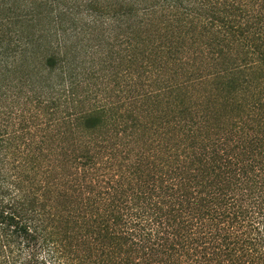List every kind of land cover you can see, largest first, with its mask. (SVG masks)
<instances>
[{
	"label": "trees",
	"instance_id": "trees-1",
	"mask_svg": "<svg viewBox=\"0 0 264 264\" xmlns=\"http://www.w3.org/2000/svg\"><path fill=\"white\" fill-rule=\"evenodd\" d=\"M0 264H264V0H0Z\"/></svg>",
	"mask_w": 264,
	"mask_h": 264
}]
</instances>
